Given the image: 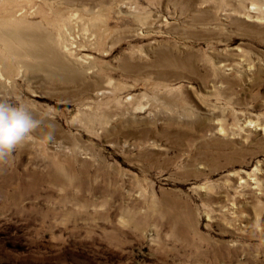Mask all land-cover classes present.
Listing matches in <instances>:
<instances>
[{
	"label": "rangeland",
	"instance_id": "obj_1",
	"mask_svg": "<svg viewBox=\"0 0 264 264\" xmlns=\"http://www.w3.org/2000/svg\"><path fill=\"white\" fill-rule=\"evenodd\" d=\"M0 101V264H264V0H0Z\"/></svg>",
	"mask_w": 264,
	"mask_h": 264
},
{
	"label": "clouds",
	"instance_id": "obj_2",
	"mask_svg": "<svg viewBox=\"0 0 264 264\" xmlns=\"http://www.w3.org/2000/svg\"><path fill=\"white\" fill-rule=\"evenodd\" d=\"M42 120L25 105L0 101V166L7 164L14 151L41 127ZM54 139V129L46 134Z\"/></svg>",
	"mask_w": 264,
	"mask_h": 264
},
{
	"label": "bare ground",
	"instance_id": "obj_3",
	"mask_svg": "<svg viewBox=\"0 0 264 264\" xmlns=\"http://www.w3.org/2000/svg\"><path fill=\"white\" fill-rule=\"evenodd\" d=\"M37 43H38V40H36V39H29V45H30L31 47L36 46ZM65 45L68 46L69 44H68V43H64V46H65ZM36 48H37V47H36ZM36 48H35V49H36ZM67 49H69V48H67ZM55 60L61 63V66H62L63 69L71 70V71L74 70V71H75V68H74L71 64H68V63L65 61V59H64L63 57H60L58 54H56V56H55ZM74 78H76V76H74Z\"/></svg>",
	"mask_w": 264,
	"mask_h": 264
}]
</instances>
